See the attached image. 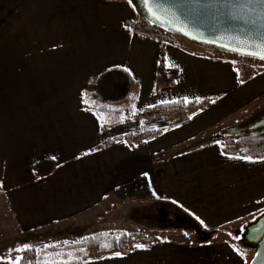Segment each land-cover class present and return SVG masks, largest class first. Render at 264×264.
Listing matches in <instances>:
<instances>
[{
    "label": "crops",
    "instance_id": "0c3cea01",
    "mask_svg": "<svg viewBox=\"0 0 264 264\" xmlns=\"http://www.w3.org/2000/svg\"><path fill=\"white\" fill-rule=\"evenodd\" d=\"M136 6L135 0H0V264H14L17 257L3 256L33 240L100 232L158 240L83 264L253 259L255 251L240 239L264 213V159L225 154L214 142L236 125L229 126L232 117L264 103V67L241 83L229 61L208 58L182 39L170 44L137 34L125 25L141 19ZM162 49L167 66L180 73L175 86L156 89ZM113 68L127 71L139 88L124 117L103 131L82 95L90 79ZM180 99L212 101L172 129L159 111L149 123L125 117L134 106ZM156 129L163 133L134 146L123 138ZM44 159L57 165L46 177L34 170ZM161 206L209 235L197 239L165 227Z\"/></svg>",
    "mask_w": 264,
    "mask_h": 264
},
{
    "label": "trees",
    "instance_id": "16d2710c",
    "mask_svg": "<svg viewBox=\"0 0 264 264\" xmlns=\"http://www.w3.org/2000/svg\"><path fill=\"white\" fill-rule=\"evenodd\" d=\"M135 3L138 5L137 0H135ZM125 25L137 34L153 38L162 43L180 44L181 39H183L174 32L153 24L145 19H128L125 21ZM191 43L201 46L204 49L203 55L208 58L233 63L238 72L239 82L241 83L249 81L255 76L258 68L264 67V60L251 55H241L239 52L227 50L214 45L202 46L196 42ZM179 73L180 70L178 68H169L167 66L166 53L165 50L162 49L159 54L156 70V89L175 86ZM114 75L119 76L122 79L124 78L125 82L121 87H123L124 90L127 89L125 95H123L116 105L110 101L104 102L101 94V91L103 90L102 85H106L110 90H113L116 86H114L115 81L114 78H112ZM137 88H139L138 82L133 80L127 71L113 68L102 73L96 79H90L89 87L83 91L82 96L87 109L95 112L101 118L102 130L105 131L109 124L117 119L123 118L124 112L134 104ZM211 101L212 99H204L200 101H186L180 99L174 102L145 108L143 111L135 115V119L149 123L154 119L156 112L159 111L163 118L168 122V128L172 129L189 122L193 113L205 109L210 105ZM162 133L163 129L148 130L144 133H130L123 138L131 146H134V144L141 143L144 140L157 138ZM120 138L122 137L105 141L97 148L109 146ZM220 143L222 151L225 154L240 155L243 157L250 156L252 159H264V128L243 129L241 135H235L232 137L222 136ZM56 168V163L50 159L41 160L34 165V170L38 175L43 177L50 176ZM157 240L156 237L144 233H98L86 240L77 243H69L63 247L66 251L85 249L87 253L82 255L78 260L58 261L55 262V264H61V262H63V264H83V262L89 258H100L114 253L127 254L136 243H152ZM58 249V246H51L48 249H42L39 252H36L34 249L21 251L19 253L18 261L20 264H44L46 254ZM15 257V255L3 256L5 259H15Z\"/></svg>",
    "mask_w": 264,
    "mask_h": 264
},
{
    "label": "water",
    "instance_id": "95a60500",
    "mask_svg": "<svg viewBox=\"0 0 264 264\" xmlns=\"http://www.w3.org/2000/svg\"><path fill=\"white\" fill-rule=\"evenodd\" d=\"M137 10L143 19L174 32L202 46L214 45L229 50L247 42L246 47L257 51L264 45V0H137ZM183 29V30H180ZM185 31L188 33L185 35ZM224 45V47H222ZM232 51V50H231ZM237 52V51H235ZM264 126V120L255 128ZM243 129L230 128L223 136L241 135ZM160 220L190 225L202 236H208L188 217L171 213L161 206ZM241 242L252 247L255 255L250 264H264V213L247 224Z\"/></svg>",
    "mask_w": 264,
    "mask_h": 264
},
{
    "label": "rangeland",
    "instance_id": "374dc122",
    "mask_svg": "<svg viewBox=\"0 0 264 264\" xmlns=\"http://www.w3.org/2000/svg\"><path fill=\"white\" fill-rule=\"evenodd\" d=\"M142 19H143V17L141 16V19H139V20H142ZM182 40L186 41V44L190 48L197 49V51H199V52L204 51V49L201 46L195 45V44L191 43L190 41H188L187 39H184V38ZM121 77H122V75H121ZM121 79L119 78L118 81H116V83H114V86L115 85L116 86L114 87L115 89L113 88V90H110L109 88H107L106 85H104V86L102 85L103 90L101 91V94H102V98L104 99V102L110 101L116 105L117 102L119 100H121L123 95H125V93L127 92V89L124 90L123 87H121L123 84V81ZM143 110H141V106L140 107L134 106L127 113H125V117H131V116L134 117L135 115H137L138 113H140ZM104 117H105V115H104ZM118 118H120V117H118ZM263 118H264V103L259 108H256L255 110L250 111V109H248L247 111L241 112V113L237 114L236 116L232 117V119L230 120L231 122L229 123L230 124L229 126H232V124H236L233 126L236 128H239V129L248 130L249 128H255V126L259 122H261ZM214 144L219 145L220 142L215 141ZM174 214H179V213H173V215ZM154 218L155 217H152V219H154ZM247 219H249V216H247L244 219H241L239 222L246 221ZM239 222L237 223V225L239 224ZM165 227H180L183 230L185 229L190 234H194V236L197 239H199L198 237H202V235L197 233L195 230H193V228H191L190 225H187V224L172 225L171 223H169V224H166ZM100 233L109 234V233H104V232H100ZM96 234H98V233H96ZM113 234H115V233H113ZM91 236H93V235L82 237L79 239L78 238L60 239V240L52 241V242H41L39 240H33V241H30V243L27 244V246H30V248L34 249L36 252H39L42 249H46V248L48 249L51 246H58L59 247L58 250L50 251L46 254L44 262L48 261L49 264H52V262H58V261H74V260H78L82 255L86 254L87 251L85 249H76L74 251H66L63 247H65L69 243L81 242V241L86 240L87 238H89ZM25 246L21 247L19 249H23V248H25ZM17 250L18 249L13 250V252L9 253L8 256L15 255L17 257L16 259L19 260V253L21 251H17ZM69 253H71V256H69Z\"/></svg>",
    "mask_w": 264,
    "mask_h": 264
},
{
    "label": "snow or ice",
    "instance_id": "6c2138e0",
    "mask_svg": "<svg viewBox=\"0 0 264 264\" xmlns=\"http://www.w3.org/2000/svg\"><path fill=\"white\" fill-rule=\"evenodd\" d=\"M131 2V0H130ZM180 30H183V29H180ZM185 35H187L188 33L185 31L184 33ZM242 45H245V46H238L237 48L235 49H232L230 46H227L229 47V50H232V51H237L239 52L241 55H251L253 57H257L261 60H264V45H257V51H251L250 49H248L246 47V44L247 42H241ZM222 47H224V45H222ZM214 102V101H213ZM234 159H240L241 157H233ZM244 159H247L248 161L250 162H255L252 160V157L248 156V157H243ZM201 223H203V221H201ZM136 247L138 248H144L143 245H136ZM25 250H31L30 246H25V248L23 249H18L17 251H25ZM237 251H239L237 249ZM119 255V254H117ZM69 256H71V253H69ZM14 264H20V262L17 260L14 262ZM44 264H49L48 261H45ZM52 264H55V262H52ZM61 264H63V262H61Z\"/></svg>",
    "mask_w": 264,
    "mask_h": 264
},
{
    "label": "flooded vegetation",
    "instance_id": "af4514ba",
    "mask_svg": "<svg viewBox=\"0 0 264 264\" xmlns=\"http://www.w3.org/2000/svg\"><path fill=\"white\" fill-rule=\"evenodd\" d=\"M262 120H264V118L262 119ZM262 128H264V126H262L260 129H262ZM246 130V129H245ZM249 130V129H248ZM173 215V213H171V216ZM172 225H176L175 224V222H174V220H172L171 222H170Z\"/></svg>",
    "mask_w": 264,
    "mask_h": 264
}]
</instances>
